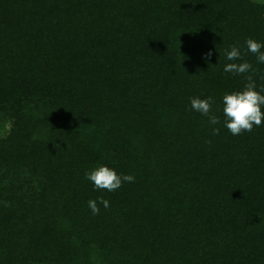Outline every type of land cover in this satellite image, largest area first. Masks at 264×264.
Segmentation results:
<instances>
[{
	"label": "trees",
	"instance_id": "1",
	"mask_svg": "<svg viewBox=\"0 0 264 264\" xmlns=\"http://www.w3.org/2000/svg\"><path fill=\"white\" fill-rule=\"evenodd\" d=\"M249 38L264 1L0 0V264H264V125L222 112L264 89ZM102 165L135 181L98 190Z\"/></svg>",
	"mask_w": 264,
	"mask_h": 264
},
{
	"label": "clouds",
	"instance_id": "2",
	"mask_svg": "<svg viewBox=\"0 0 264 264\" xmlns=\"http://www.w3.org/2000/svg\"><path fill=\"white\" fill-rule=\"evenodd\" d=\"M247 51L257 56L258 62L264 63V43L257 42L255 39L249 38L246 41ZM207 55H211L208 53ZM244 53L236 45L227 51L226 57L229 61H238L243 59ZM224 71L237 75L254 72L251 63L245 61L243 63H228ZM248 81L243 90L234 91L223 96V116L224 124L228 131L239 136L245 132H251L255 127L264 125V89L256 90L255 80L252 75L245 76ZM264 79V77H261ZM215 100L213 97L207 99L192 98L191 107L198 113L208 117L209 123L212 125L220 124V118L214 113L213 106ZM213 135H219L220 129L213 128ZM86 179L91 181L98 190H107L114 192L122 187L125 182H134L133 175L119 174L115 169L108 166H99L86 174ZM99 203L105 208L109 207V201L103 197L99 198ZM88 207L94 215L99 214L100 208L95 199L88 201Z\"/></svg>",
	"mask_w": 264,
	"mask_h": 264
},
{
	"label": "rangeland",
	"instance_id": "3",
	"mask_svg": "<svg viewBox=\"0 0 264 264\" xmlns=\"http://www.w3.org/2000/svg\"><path fill=\"white\" fill-rule=\"evenodd\" d=\"M259 1H264V0H259Z\"/></svg>",
	"mask_w": 264,
	"mask_h": 264
}]
</instances>
